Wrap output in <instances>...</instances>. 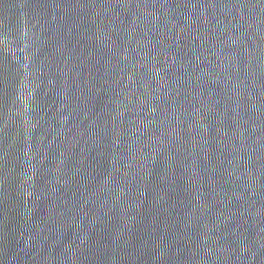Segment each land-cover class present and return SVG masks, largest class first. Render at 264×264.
Segmentation results:
<instances>
[{"label":"water","instance_id":"95a60500","mask_svg":"<svg viewBox=\"0 0 264 264\" xmlns=\"http://www.w3.org/2000/svg\"><path fill=\"white\" fill-rule=\"evenodd\" d=\"M0 264H264V0H0Z\"/></svg>","mask_w":264,"mask_h":264}]
</instances>
